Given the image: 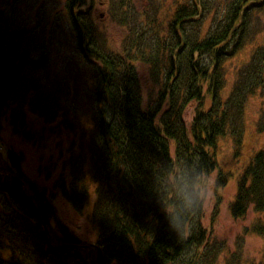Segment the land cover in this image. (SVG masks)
<instances>
[{"label":"trees","instance_id":"16d2710c","mask_svg":"<svg viewBox=\"0 0 264 264\" xmlns=\"http://www.w3.org/2000/svg\"><path fill=\"white\" fill-rule=\"evenodd\" d=\"M258 1L234 0L227 5L228 23L224 32L216 36L214 73L207 91L204 82L197 79L195 69L191 77L186 71L185 87L178 85L183 79L180 72L176 73L184 68L185 57L170 56L160 66L161 55L166 58L165 40L152 41L155 53L150 64L152 75L155 81L160 78L165 81L161 101L157 106L145 108L134 61L139 56L146 57L152 42L140 41L143 47L138 51L127 49L124 55L114 58L100 54L90 27L85 22L84 26H75L82 21L77 9L86 0H70L67 7L74 27L71 37L75 52L90 66L91 91L99 108L97 112L102 114L99 130L89 127L92 131H82L81 137L84 142L89 139L96 149L91 150L96 160L86 153L81 171L73 172V167H67L60 187L47 190L24 175L23 153L9 151L10 145L0 137V196L18 216L11 221L13 227L0 225V264H34L35 260L39 264H216L223 248L211 244L202 225L206 196L200 184L216 173L214 189L219 191L234 176L220 168L222 139L232 145L233 160L240 161L245 132L241 117L245 114L244 98L233 91L229 100H223L226 85L221 57L234 56L244 47L245 40H238L225 54L233 37L248 34L251 11L264 5V1L263 5ZM213 2L192 0L189 5L178 2L179 10L171 27L176 30L180 23L187 26L197 22L202 11ZM4 13L0 12V118L3 110H9L10 101L15 104L21 101V108L34 106L32 98H28L33 84L27 74L47 69L50 62L45 53L34 58L23 49L28 30L10 33L15 21ZM178 38V42L185 41ZM45 44V50L51 49ZM173 45L170 39L168 49ZM172 58L180 61L179 68ZM111 64L116 68L108 72ZM120 66L125 72L118 73ZM256 78L264 82L263 77ZM208 94L212 98L207 109ZM191 103L198 104L193 121L187 124L185 113ZM164 105L167 109L162 113ZM113 113L120 115L113 117ZM17 124L15 121L20 138L27 143L36 142L37 138L25 131L29 126L19 128ZM70 128L73 129L72 124ZM1 131L0 124V135ZM236 177L238 190L229 206L231 217L243 219L251 208L264 214V150L254 155L245 169L235 172ZM93 193L98 196V203L90 210ZM59 197L74 210L87 211L98 232L94 242L83 241L63 223L54 204ZM218 205L214 218L219 214ZM250 233L264 236V223L259 221L244 229L238 254H231L226 264L241 260L244 238Z\"/></svg>","mask_w":264,"mask_h":264},{"label":"rangeland","instance_id":"374dc122","mask_svg":"<svg viewBox=\"0 0 264 264\" xmlns=\"http://www.w3.org/2000/svg\"><path fill=\"white\" fill-rule=\"evenodd\" d=\"M191 1L86 0V4L80 6L77 11L79 18L90 27L100 54L114 58L119 54L124 55L127 49L138 51L144 42L150 43L162 38L166 44L163 51L166 58L161 55L158 65L163 66L170 56L185 57L184 68L176 73L180 72L183 79L178 85L185 87L186 71L189 70L188 75L191 77L195 69L197 79L204 82L207 91L214 73V55L218 47L216 36H220L226 29L227 5L234 0H214L208 4L197 22L187 24L190 36L185 41L178 42L177 36L168 34L169 29L174 31L171 24L178 13L174 12V8L178 2L180 5H189ZM263 1L259 0L258 3L263 5ZM69 2L70 0H0V12L4 10V15L15 21L14 24L12 21L9 32L23 28L28 30L23 49L29 51L34 58L45 53L50 59L47 69L27 74V78L36 86V89H33L30 84L28 93V98H32L34 106L21 108V101L17 104L10 101L9 110H3L0 118V137L10 145L9 151L23 153L25 157L22 163L24 175L47 190L60 187L63 182L62 175L67 167H73V172L81 171L86 153H91V158L96 160L91 151L96 149L91 147L89 139L84 142L81 137L82 131H92L89 129L92 125L91 119L99 108L91 91L93 79L90 66L83 56H78L75 52L71 37L72 20L67 7ZM102 2L105 5H101ZM100 12L106 13L105 20L100 18ZM122 19L125 23L121 22ZM247 27L248 34L237 35L228 42L225 54L238 40H245L244 47L234 56L221 57L225 64L223 72L226 85L222 93L223 100H229L233 91L244 98L245 114L241 117L245 132L240 161L233 160L232 145L222 139L223 153L218 159L220 168L234 176L228 185L219 191L214 189L216 173L200 184L206 196L202 225L207 230L211 244L216 243L217 247L223 248V254L219 256L216 264H226L231 254H238L239 239L243 236L245 228H252L259 221L264 223V214L256 212L253 208L245 218L239 220H234L229 213V206L238 190L235 172L240 171L242 167L245 169L252 157L264 150V82L256 78H264V64L257 63L258 59L264 61V5L251 11ZM154 31L159 35L151 38ZM198 31L204 36H198ZM46 34H49V37L45 36ZM170 39L174 45L168 49ZM45 43H48L51 49L45 50ZM153 44L154 42L148 46L146 57L139 56L134 61L145 108L157 106L161 101L160 94L165 81V78L155 81L152 75L150 64H153L151 57L155 53L150 47ZM172 63L178 68L181 66L180 61L173 58ZM123 72L125 70L120 66L118 73ZM211 98L212 96L207 97V109ZM197 104L191 103L187 107V124L193 121ZM166 109L164 105L162 113ZM24 118L26 122L23 121ZM15 121L19 128L29 126L25 131L37 138L36 142L33 140L27 143L25 138H20L14 126ZM88 135L89 131L86 137ZM67 188L71 189V186ZM90 201L91 210L96 207L98 196L93 193ZM54 204L65 225L70 226L83 241L94 242L98 232L87 217V211L74 210L62 197L55 199ZM217 204L219 214L214 218ZM15 214L17 215L14 208L0 196V225L13 227L11 221L18 218ZM35 261L34 264H39ZM234 264H264V236L254 233L245 235L241 260Z\"/></svg>","mask_w":264,"mask_h":264},{"label":"bare ground","instance_id":"6f19581e","mask_svg":"<svg viewBox=\"0 0 264 264\" xmlns=\"http://www.w3.org/2000/svg\"><path fill=\"white\" fill-rule=\"evenodd\" d=\"M80 25H82V26H84L85 24H84V22L83 21H81V22H76V28H79V26ZM169 29V28H168ZM72 30H74V27L71 25V32H72ZM168 34H169V36H172V35H175V36H177V37H180V38H184V39H187L189 36H190V31H189V29H188V27L187 26H184L183 24H181L180 23V26L176 29V30H171V29H169L168 30ZM154 35H159V33L157 32V31H154V33H153V35L151 36V38L154 36ZM197 35L198 36H204V34L202 33V32H197ZM45 36H47V37H49V34H46ZM153 47V45H151V47L150 48H152ZM170 51V50H169ZM168 51V52H169ZM257 63H262V64H264V61L263 60H261V59H258L257 60ZM115 68H116V66L115 65H113V64H111V65H109L108 67H107V71L108 72H112L113 70H115ZM217 79H219V81H223V78H221V77H217ZM94 114V116H93V118L91 119V122H92V125L90 126V127H92V126H95L98 130H99V128H98V124H99V122L101 121V117H102V114L101 113H99V112H95V113H93ZM118 115H120L119 113H117V114H115V113H113V117L114 116H118ZM108 129L107 128H105V131H107ZM101 131H103V130H101Z\"/></svg>","mask_w":264,"mask_h":264},{"label":"flooded vegetation","instance_id":"af4514ba","mask_svg":"<svg viewBox=\"0 0 264 264\" xmlns=\"http://www.w3.org/2000/svg\"><path fill=\"white\" fill-rule=\"evenodd\" d=\"M101 5H105V3H101ZM179 9H178V6H175V8H174V12H176V11H178ZM100 18L102 19V20H105L106 19V13H103V12H100ZM180 26V24L178 25V27Z\"/></svg>","mask_w":264,"mask_h":264},{"label":"clouds","instance_id":"9594fccd","mask_svg":"<svg viewBox=\"0 0 264 264\" xmlns=\"http://www.w3.org/2000/svg\"><path fill=\"white\" fill-rule=\"evenodd\" d=\"M170 223H171V221H170ZM185 235H187V233H185Z\"/></svg>","mask_w":264,"mask_h":264}]
</instances>
